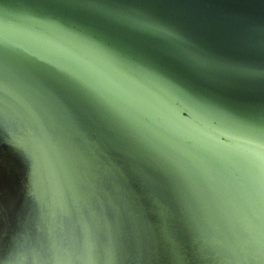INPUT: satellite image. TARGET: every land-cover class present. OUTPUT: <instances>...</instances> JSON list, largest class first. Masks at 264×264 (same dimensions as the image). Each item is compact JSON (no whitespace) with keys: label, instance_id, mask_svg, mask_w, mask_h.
Segmentation results:
<instances>
[{"label":"water","instance_id":"water-1","mask_svg":"<svg viewBox=\"0 0 264 264\" xmlns=\"http://www.w3.org/2000/svg\"><path fill=\"white\" fill-rule=\"evenodd\" d=\"M0 264H264V0H0Z\"/></svg>","mask_w":264,"mask_h":264}]
</instances>
